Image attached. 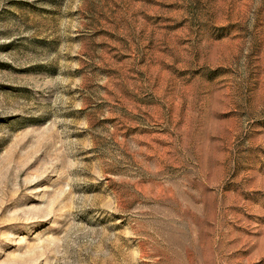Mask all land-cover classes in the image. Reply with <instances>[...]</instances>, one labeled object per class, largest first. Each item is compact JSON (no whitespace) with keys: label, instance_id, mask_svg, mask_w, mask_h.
<instances>
[{"label":"rangeland","instance_id":"1","mask_svg":"<svg viewBox=\"0 0 264 264\" xmlns=\"http://www.w3.org/2000/svg\"><path fill=\"white\" fill-rule=\"evenodd\" d=\"M0 264H264V0H0Z\"/></svg>","mask_w":264,"mask_h":264}]
</instances>
